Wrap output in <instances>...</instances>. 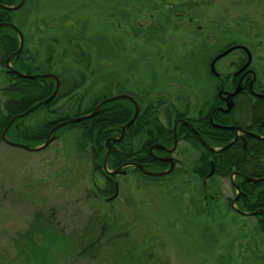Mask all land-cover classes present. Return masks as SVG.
Returning <instances> with one entry per match:
<instances>
[{
    "label": "rangeland",
    "instance_id": "rangeland-1",
    "mask_svg": "<svg viewBox=\"0 0 264 264\" xmlns=\"http://www.w3.org/2000/svg\"><path fill=\"white\" fill-rule=\"evenodd\" d=\"M22 7L9 16L15 25L23 23L24 47L42 71L52 48L55 65L49 69L57 67L65 84L77 82L80 71L86 74L87 82L78 89L85 95L82 108L92 95H109L108 90L111 96L131 95L144 108L164 101L155 111L164 123L167 109L196 118L219 98L218 89L236 88L232 77L246 61L241 49L215 63L219 77L208 67L211 58L232 44L248 48L251 71L246 74L253 73L255 88L264 91V0H25ZM75 46L90 56L88 70L86 62H74L79 59ZM67 49L74 58L64 55ZM62 65L73 71L67 75ZM9 78L0 70L1 103ZM75 99L65 100V108L74 109ZM236 99L230 117L246 126L250 99ZM62 102L55 104L57 111ZM53 119L37 110L19 120L17 130ZM80 140L76 127H65L36 153L0 142V264H36L17 245L18 234L36 216L69 237L64 254L51 250L41 264H264V234L255 229L257 218L240 216L230 206L236 177L213 175L204 187L203 179L194 176L200 147L179 140L171 155L177 173L171 176L147 179L133 166L120 168L125 173L111 179L117 191L99 199L90 181L94 151ZM98 186L105 187L101 178ZM235 207L243 210L237 203ZM95 221L104 223L111 239L105 238L96 257H80L79 238ZM34 236L38 241L39 234Z\"/></svg>",
    "mask_w": 264,
    "mask_h": 264
},
{
    "label": "trees",
    "instance_id": "trees-1",
    "mask_svg": "<svg viewBox=\"0 0 264 264\" xmlns=\"http://www.w3.org/2000/svg\"><path fill=\"white\" fill-rule=\"evenodd\" d=\"M15 1L17 0H0V4L10 6L16 4ZM14 12H7L0 9V23H13L9 15H12ZM16 26L20 29L23 36L26 35L23 23ZM30 28L31 26L29 25V29ZM18 41V36L12 29L9 27L0 28V70H5L6 73L10 75L9 79H11V82L3 88L5 101L3 103L0 102V142H2L1 133L10 118L16 114L26 111L37 102L48 98V96L53 92L55 86V83L51 78H36L35 80H30L21 78L6 69V59L9 55H11V53L16 51ZM25 42L26 38L24 36V43ZM75 49H77L79 59L73 57V52L70 49L65 50L64 55L72 56L74 58V62L79 60V65H81L82 62H86L87 68H85V70H88L90 67V56L84 54V52L80 50V46H75ZM48 53L49 55L46 59V64L48 65L46 66L45 71H42V65L37 62L35 55H33L26 47H23V50L18 57L12 58L11 66L19 72L29 74L40 72L47 74V72H53L49 68H53L55 65V53L52 48L49 49ZM77 55H75V57ZM72 69L71 65H68V67L62 65L61 70L68 75L69 71H73ZM57 71L58 69L56 67L54 73L57 74V77H59L61 85L58 94L48 104L40 106L34 111H45L48 116L49 114L54 115V119L36 127L22 126L21 129L18 130L17 123L20 121L17 120L9 131H7V138L9 140L32 147L42 144L47 137L49 129H51L56 123L69 118L65 112L71 111L74 113L73 116L87 114L94 109V106H96L98 102L108 96H111V92L108 90L107 92L109 95L96 93L92 95V98L86 100V106L82 108L81 106L83 105L85 95L83 94V91H81V94L78 92L80 88L84 87L83 85H85L88 80L86 74L80 71L78 81L76 82V79H74L68 86L67 83L65 84V81L60 75L61 73ZM91 84L93 85V83ZM89 86L92 87L91 85ZM120 91L121 93L124 92L123 89ZM75 97L77 99H75L74 102L78 105L74 109L71 108V106L65 108L66 106L64 101ZM238 100L241 102L240 99ZM61 101L63 102L61 107H59L60 109L57 111L54 108L55 104H59ZM249 101L248 106H253L252 110H250L248 114L249 121L251 120V122H257L264 116V100L260 98H251ZM162 103H164V101L159 100L153 107H156L157 105L160 107ZM236 104L237 103L235 102L233 109L228 114L217 113L214 116V120L224 125H228L233 122L236 123L230 117V114L236 108ZM159 107L152 109L151 107L144 108V106H139V114H137L138 116L134 123H132L126 130L123 139L109 144V156L107 158L108 168L115 169L128 161H136V163L144 165V168L151 171H160L167 168V164L165 162L152 157L149 152V147L153 144L156 145L157 143L170 146L173 140L171 135L172 131L169 128L170 123H172V121L176 118L185 117L187 114L184 115L178 113L176 109H173V112L167 109L165 110L166 123H164L159 117V114H156L157 112H155ZM132 114L133 106L129 101L117 100L102 105L100 112L96 117L82 121L76 124V126H65L67 128L76 127L79 131L81 139L80 144H89L91 149L94 151V157L92 159L93 175L90 181L96 191V198H106L107 194H110L115 189L114 182L111 180L113 177H107L104 170H102L103 159L106 153L104 142L108 137L115 136L112 135L113 131H117L119 133V126L125 124L131 118ZM199 115L200 117L203 116L200 112ZM207 115L203 116L204 118H198L200 120L190 118V123L193 124L195 129L202 134L203 139L211 146L222 147L226 145L233 138L232 130L211 127L207 122ZM236 124L239 125V123ZM65 127L58 129L57 132H55V135L58 136L59 132ZM177 134L178 137L182 134H186L184 139L190 142L193 147H200L202 150V153H200L201 155L196 163L198 166L194 170V176L199 179H204L208 174L211 160L214 163V174L212 175L226 177L236 171L249 177H264V141L245 137V141H243L244 143L238 140L220 153H213L200 144L195 134L190 131L183 130V126H179ZM154 154L161 157L162 151L155 150ZM132 171L138 172L147 179L154 178L148 176L146 177L134 167L132 168ZM176 173L177 171L173 170L168 176ZM96 174H101L102 176L100 177ZM100 178L105 182V187L103 188L98 186ZM236 179L238 180L236 184L239 186L241 191L237 204L242 206L244 211L250 212L261 207L264 208V181L253 183L243 181L242 183H239L240 178L236 177ZM255 217L257 218L255 225L256 231L264 234V211L256 214ZM89 227L90 228L86 229V231L83 232V235L79 238L78 243H80L77 244L80 246L77 253L80 257L88 256L89 258H94L96 257V254L99 253L102 245H104L107 233L105 232L104 223L100 224L98 221H95L90 223ZM36 234H39L40 236L38 241L35 240L34 235ZM109 238H106V241H109ZM115 238H118V236ZM18 239L17 245L22 249L21 251L29 256L28 260L32 259L36 264H41V261H44L43 258L50 256L51 250H53L56 254H64L66 245L68 246L69 243V237L63 230L57 228L52 222L41 219L39 216L34 218L27 231L23 234H18Z\"/></svg>",
    "mask_w": 264,
    "mask_h": 264
},
{
    "label": "water",
    "instance_id": "water-1",
    "mask_svg": "<svg viewBox=\"0 0 264 264\" xmlns=\"http://www.w3.org/2000/svg\"><path fill=\"white\" fill-rule=\"evenodd\" d=\"M25 2V0H19L18 4H15L14 6H7V5H4V4H1L0 5V9L2 10H5V11H16L18 10L19 8H21L23 6V3ZM10 27L11 29H13L19 36V46L18 49L12 53L9 57H7V60H6V64L9 66V62H10V59L13 57V56H18L21 51H22V46H23V36L21 34V32L15 27L13 26V24L11 23H0V27ZM234 49H242L245 51L246 55H247V61L246 63L244 64L243 67H241V69H239L236 74L240 73L241 71H243L245 68H247V66L249 65L250 61H251V54L249 52V50L244 47V46H240V45H235V46H231L227 49H225L223 52H221L220 54L216 55L215 58H213V60L210 62V70L212 73H214L215 75H217L215 69H214V64L215 62L224 57L225 55H227L228 53H230L231 51H233ZM14 72L16 73L17 76L19 77H22V78H26V79H31V80H34V79H39V78H51L55 81V87H54V90L53 92L51 93L50 96H48V98L42 100L41 102H38L36 103L35 105H33L32 107H30L29 109H27L25 112L23 113H20V114H17L15 116H13L8 124L6 125V127L4 128V130L2 131L1 133V139L3 141V143H5L6 145L8 146H11L13 148H17L18 150L19 149H22L24 151H27V152H30V153H36V152H40L41 150L45 149L50 143H52L56 136H54V132L57 130V129H60L61 127H63L64 125H72V124H75V123H78V122H81V121H84L86 119H89V118H92L93 116L97 115L99 113V110L101 108V105H104L105 103H108V102H112V101H116V100H128L130 102H132V105L134 106V112H133V115L132 117L129 119V121L127 123H125L124 125H122L120 127L121 129V133L120 135L117 137V138H109L107 141H106V154H105V158H104V170L106 171V173L110 174V175H114L116 173H124V171H121L120 168L124 167V166H134L135 168H138L139 170H141V172H143L144 174H146V176H153V177H156V176H163V175H167L169 174L174 166H175V161L172 157H169V156H165V157H162V158H159L160 160L168 163L169 165V168L166 169L165 171H161V172H151V171H147V169L143 168V165L141 164H138V163H134V162H129V163H126L122 166H120L119 168H116L115 170L113 171H108L107 169V159L108 158V155H109V142H117V141H120L124 135V132L125 130L132 124L134 123L135 119L137 118V114H138V106L136 105L137 103L135 102V100L130 97L129 95H117V96H113V97H109V98H106L102 101H100L96 106H94L95 108L92 110L91 113L89 114H86V115H82V116H77V117H73L71 119H68V120H65V121H62V122H59L57 123L55 126H53L51 129H49V133L46 137V140H44L45 142L40 145V147H31V146H28V145H25V144H21V143H16V142H13L11 140H7V137H6V134H7V131L9 130V128L13 125V123L15 121H17L18 119H21V118H24V117H28V115L30 113H32L34 111V109H38V107L42 106V105H46L48 102H50L54 97L55 95L58 93V90H59V80H58V77L51 74V73H45V74H37V75H31V74H22L20 72H17L14 70ZM240 84H238V87H236V89L233 91V92H230V93H226V98H225V101H226V108L222 111L224 112H228V110L231 109L232 105H233V102H232V97L235 96L236 94H238L240 92ZM222 93V90L219 92V94ZM181 121V120H179ZM177 123V122H176ZM186 123V122H185ZM188 124V123H187ZM177 124H175L176 126ZM216 127H219V128H222V129H227V130H233L234 131V138L229 142L227 143L225 146L221 147V148H218V149H214L212 147H210L201 137L200 134L197 133V137L198 139L200 140L201 144H203L204 146H206L209 150L213 151V152H221L225 149H227L228 147H230L234 141L237 140L238 138V134L241 133V134H244V135H248V136H252L253 138H256L258 140H264V136H259V135H256V134H253L251 132H248V131H245L244 129H242L241 127L239 128V126H236V125H231V126H223V125H215ZM175 146H176V138L174 139V143H173V146L171 149H166V151L168 153H171L174 149H175ZM159 148H162L161 146H159L158 144L156 145H152L150 147V152L153 151V149H159ZM211 164V163H210ZM213 174V164H211V169H210V172L209 174L207 175V178L210 177V175ZM237 174V172L233 173V175ZM242 177L246 180V181H252V182H258V181H263L264 180V177L263 178H250V177H247V176H244L242 175ZM237 188V187H236ZM117 189V187H116ZM117 191V190H116ZM239 189L237 188V194L236 197L232 200L231 202V205L233 209H235L237 212L243 214L244 215H255L261 211H263L264 209H258L252 213H243L241 212L239 209H236L233 205L234 203L239 199ZM117 195V192L111 197L109 198L110 199H113L115 196Z\"/></svg>",
    "mask_w": 264,
    "mask_h": 264
},
{
    "label": "flooded vegetation",
    "instance_id": "flooded-vegetation-1",
    "mask_svg": "<svg viewBox=\"0 0 264 264\" xmlns=\"http://www.w3.org/2000/svg\"><path fill=\"white\" fill-rule=\"evenodd\" d=\"M1 5V4H0ZM18 45H19V41H18ZM23 45H24V42H23ZM18 48V47H17ZM22 50H23V47H22ZM15 52V51H14ZM22 52V51H21ZM12 54V53H11ZM21 54V53H20ZM9 57V56H8ZM13 58V57H12ZM12 58L10 59V60H12ZM243 64L244 63H241L240 65H239V67H237L238 68V70L240 69V67H242L243 66ZM247 71H251L250 69H248V67H247V69H245L244 71H242L241 73H239V75H237V76H233L232 78H233V80L234 79H237V81H236V83L234 84V87H238V83L240 84V93L239 94H241V95H246L247 97H248V99H250L251 100V98H260V99H263L264 100V91H259V90H257V88H255L256 87V85H255V83H254V81H253V73H247L246 74V72ZM41 73V72H40ZM40 73H37V74H40ZM235 74V73H234ZM220 76V75H219ZM243 76V77H242ZM232 80V81H233ZM237 85V86H236ZM220 89H222V90H224V91H228V92H230L229 90H226L225 88H220ZM220 89H218V91H220ZM257 91H256V90ZM218 96H219V98H217V99H214V100H211V103H207L206 105H208L209 106V109L208 110H204V111H202L203 112V116H206L207 114V122L209 123V125L211 126V127H213V128H218V127H216L215 125H219L220 123H218V122H216L215 120H214V116L217 114V113H223V114H226L227 112H224V111H222V110H224L225 109V107H226V101H225V99H224V95L222 94V95H219L218 94ZM250 102V101H249ZM248 105V104H247ZM252 108H253V106H248V111L249 110H252ZM203 116H201L202 118H204ZM201 117H200V115L198 114L197 115V117L196 118H193V119H198V118H200L201 119ZM190 118H188V117H183V118H176V119H174V122H173V124H172V128H171V131H172V137H173V140H172V143H171V145L170 146H165V145H160V146H162V147H164V148H166V149H171L172 148V146H173V143H174V139L176 138V146H175V149H176V147H177V144H178V142H179V140H181V139H183V140H185L184 138H185V135L186 134H182L180 137H178V128H179V126L181 125V126H183V130H185V131H190V132H192L193 134H195L196 135V137H197V133L198 134H200V135H202L201 133H199V131H197V129H195V127L193 126V124L192 123H190L191 121L189 120ZM192 119V118H191ZM200 119H198V120H200ZM179 120H181V121H179ZM177 122V123H176ZM186 122V123H185ZM188 123V124H187ZM175 124H177L176 126H175ZM232 124H234V122L232 123ZM245 128V130L246 131H249V132H251V133H253V134H256V135H260V136H264V116H263V118L262 119H260L259 121H257V122H251V120H250V122H249V124L248 125H246V126H244ZM233 137H234V132H233ZM245 137H250V136H248V135H244V134H239L238 135V138H237V141L239 140V141H241V142H243V141H245ZM251 138H253L252 136L250 137V139ZM198 139V138H197ZM253 139H255V138H253ZM244 143V142H243ZM203 145V144H202ZM166 149H163V148H159V149H155V150H161L162 151V156H171L173 153H174V151H175V149L171 152V153H168L167 151H166ZM154 150V151H155ZM153 151V152H154ZM212 161H210V163H211ZM213 163V162H212ZM213 174H214V164H213ZM242 175H244V174H239V175H235V177H239L240 179H239V183H242L243 181H246L244 178H242ZM205 179V178H204ZM203 179V185L202 186H204L206 183H205V180ZM207 179V178H206ZM246 182H248V181H246ZM236 185V184H235ZM237 186V185H236ZM205 187V186H204ZM238 188H239V186H237ZM206 198V197H205ZM240 198V197H239Z\"/></svg>",
    "mask_w": 264,
    "mask_h": 264
}]
</instances>
